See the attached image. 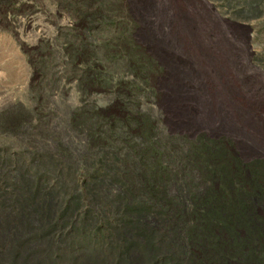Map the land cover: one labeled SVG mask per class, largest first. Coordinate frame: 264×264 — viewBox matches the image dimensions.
Segmentation results:
<instances>
[{
    "label": "rangeland",
    "instance_id": "rangeland-1",
    "mask_svg": "<svg viewBox=\"0 0 264 264\" xmlns=\"http://www.w3.org/2000/svg\"><path fill=\"white\" fill-rule=\"evenodd\" d=\"M126 1L0 0V226L16 212L7 203L35 189L61 201L55 215L68 195L88 188L107 184L112 199L90 226V217L106 208L83 195L77 215L48 234L51 241L37 223L27 235L29 264L114 263L110 245L124 221L120 205L128 191L137 194L159 176L169 180V196L187 195L186 180L206 187L202 176L211 171L218 173L217 187L235 170L246 189L264 187V157H245L231 137L176 126L159 85L165 71L139 40L154 27ZM202 1L231 36L248 41L251 62L264 72V0ZM191 93H179L177 106H188ZM99 122L97 137L92 128ZM2 239L0 264L19 263L23 254ZM44 239L49 248L40 247Z\"/></svg>",
    "mask_w": 264,
    "mask_h": 264
},
{
    "label": "trees",
    "instance_id": "trees-1",
    "mask_svg": "<svg viewBox=\"0 0 264 264\" xmlns=\"http://www.w3.org/2000/svg\"><path fill=\"white\" fill-rule=\"evenodd\" d=\"M26 120L27 117L20 118L19 124ZM75 122L79 128L85 125L83 116L76 117ZM100 124L92 128L97 137ZM224 176L219 187L216 186L218 173L211 171L202 176L208 184L199 190L195 186L197 183L186 180L187 195L169 196V180L161 176L155 185L143 184L137 194L128 191L126 196V192L120 205L124 221L110 245L116 252L114 263L103 261L96 264H264V187L246 189L236 170ZM187 177L198 178L196 175ZM112 182L109 183L112 185ZM102 186L96 190L88 188L84 194L68 195L65 207L58 215L55 213L61 201L53 195L44 199L43 192L35 189L25 197L12 198L7 204L16 212L2 223L0 236L6 247L11 245L13 250L16 247L17 253L23 254L16 264L32 262L33 255L27 252V235L37 223L46 226L45 235L50 234L64 225L69 217L77 215L83 195H89L106 208L103 213H98L101 217H90L89 225L95 226L108 211L107 204L112 202L110 188L107 184ZM148 198L156 209L148 205ZM115 209H119V205H115ZM44 241L39 243L40 247L49 248L51 239ZM12 249L5 251L3 256L9 255Z\"/></svg>",
    "mask_w": 264,
    "mask_h": 264
},
{
    "label": "bare ground",
    "instance_id": "bare-ground-1",
    "mask_svg": "<svg viewBox=\"0 0 264 264\" xmlns=\"http://www.w3.org/2000/svg\"><path fill=\"white\" fill-rule=\"evenodd\" d=\"M124 6L154 27L139 40L165 71L159 85L176 126L231 137L245 157H264V72L251 62L248 41L231 36L202 0H129ZM190 91L192 102L178 107Z\"/></svg>",
    "mask_w": 264,
    "mask_h": 264
}]
</instances>
